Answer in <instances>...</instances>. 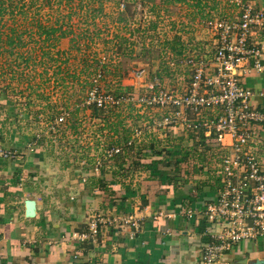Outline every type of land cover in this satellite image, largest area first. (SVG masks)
Masks as SVG:
<instances>
[{
  "label": "crops",
  "instance_id": "1",
  "mask_svg": "<svg viewBox=\"0 0 264 264\" xmlns=\"http://www.w3.org/2000/svg\"><path fill=\"white\" fill-rule=\"evenodd\" d=\"M160 1L144 0L153 13L149 22L155 29H148L149 40L142 41L146 52L159 54L158 60L166 59L163 50L167 49V78L176 77L167 79V84L180 88L179 69L170 63L191 43L200 46L211 39L205 31L189 32L197 16L188 1L167 7L165 15ZM200 1L205 12L223 9L221 0ZM255 2L257 8L264 6V0ZM141 64L138 69L149 66ZM153 68L154 74L164 70ZM244 85L254 93L253 106L264 109V97L259 95L264 92V75L253 73ZM137 112L144 115L145 111ZM148 115L142 117L145 126L159 119L149 117L151 122ZM185 117L178 122L194 118L189 112ZM15 128L7 139L0 136V149L14 154L9 160L0 159V264H202L207 238L200 210L217 191L209 159L218 153L217 144L206 140L202 129L171 127L162 136L153 127L156 133L142 136L167 147L139 143L126 158L106 163L107 168L97 167L92 157L88 158L92 163L64 168L48 158L43 143ZM261 134L259 156L264 167V128ZM190 209L195 211L192 218L185 213ZM93 221L99 222L98 235L80 239L90 234ZM261 261L264 241L246 240L225 251L215 264Z\"/></svg>",
  "mask_w": 264,
  "mask_h": 264
},
{
  "label": "rangeland",
  "instance_id": "2",
  "mask_svg": "<svg viewBox=\"0 0 264 264\" xmlns=\"http://www.w3.org/2000/svg\"><path fill=\"white\" fill-rule=\"evenodd\" d=\"M187 1L189 5L196 3ZM82 3L54 0L50 8L45 2L37 3L38 8L44 6L37 8V21L54 27L65 21L64 27L69 28L70 34L58 41L40 37L30 18L11 19L7 15L0 20V136L7 139L14 127L18 133H29L44 144L48 158L64 168L86 161L92 163L89 157L97 161V167L107 168L106 163L118 162L127 153H133L139 143L145 147L155 144L157 148L167 147V143H150L142 136L150 131L156 133L154 128L162 136L167 134V127L158 126L165 110L153 111L138 105L134 108L135 101L154 93L147 87L155 85L156 77L162 78L165 91L167 79L176 78H167V61L158 60V53L151 55L145 51L146 43L142 40L149 37L145 36L148 30L143 31L142 27L146 28L148 23H143L142 16L144 11L152 16L153 13L144 0H82ZM160 3L165 8L164 15L169 14L167 7L178 4L176 0ZM121 4H125L124 9ZM30 13L35 10L28 16ZM10 29L27 34L20 43L11 45L6 36ZM141 62L149 66L138 79L134 72L142 66ZM160 66L164 70L154 74L153 67ZM137 111L145 112L141 115ZM148 113L147 120L151 122L149 117L159 118L156 124L141 123ZM116 148L121 153L115 158L107 154ZM135 161L129 160L131 164H136Z\"/></svg>",
  "mask_w": 264,
  "mask_h": 264
},
{
  "label": "built area",
  "instance_id": "3",
  "mask_svg": "<svg viewBox=\"0 0 264 264\" xmlns=\"http://www.w3.org/2000/svg\"><path fill=\"white\" fill-rule=\"evenodd\" d=\"M221 3L222 10H206L204 17L196 15V29L190 31H205L211 43H191L170 63L179 69L182 86L167 84L165 91L162 78L156 77L155 85L147 87L154 93L134 102L145 109L167 111L159 127L182 126L192 132L202 129L206 140L217 144L218 153L209 159L217 191L200 210L207 238L202 264H215L225 251L243 241H264V167L259 156L264 109L253 106L254 93L244 85L251 74L264 75V6L257 8L255 0ZM144 12L142 21L148 26L142 29L148 30L152 15ZM163 52L167 61V49ZM144 73L145 69L139 68L134 75L141 79ZM259 95L264 97V92ZM186 112L194 118L185 125L178 120H185ZM120 153L116 148L107 154L114 157ZM13 156L0 149V159ZM193 212L190 209L185 213L192 218ZM89 231L79 238L96 237L99 222H91Z\"/></svg>",
  "mask_w": 264,
  "mask_h": 264
},
{
  "label": "trees",
  "instance_id": "4",
  "mask_svg": "<svg viewBox=\"0 0 264 264\" xmlns=\"http://www.w3.org/2000/svg\"><path fill=\"white\" fill-rule=\"evenodd\" d=\"M54 0H30L29 2H26V0H0V20H4V18H6L7 15H10V18H16L18 16H21L23 18H26V20H28V18H30L29 22H32V24L34 26H36L35 28L37 29V33L39 34L40 37L45 38V40L47 41H58L61 38H65L70 34V30L69 28L67 29V27H64L65 25V21L57 26H50V25H43L40 21H37V16L36 14L38 12L37 11V3L41 2H45L47 7H52ZM187 2V0H177V3H185ZM190 1H188L189 3ZM81 4L82 0H81ZM26 6L29 8V6H31L29 9H26ZM34 6L35 9L33 8ZM44 6H40L38 9L43 8ZM190 8H192L193 10H195L196 15L198 16H203L206 14L205 13V4H203L200 0H198L195 4L193 5H189ZM32 8V9H31ZM31 9V11H29ZM33 10H35V13H30V16H28L29 12H33ZM192 10V11H193ZM29 11V12H28ZM71 16V14H70ZM67 17V20L70 21L71 17ZM51 21V19L49 20ZM155 24H150L149 30H154L155 29ZM11 32L8 33L7 36V41L9 42V44L14 45L16 42L20 43L21 39L23 38V36L25 34H27L26 32L23 33H18L16 30L10 29ZM36 33V34H37ZM29 35H31V33H29ZM3 36V35H2ZM154 146L152 145L151 148H153ZM143 155H141L139 158H142ZM144 157H147L144 156Z\"/></svg>",
  "mask_w": 264,
  "mask_h": 264
},
{
  "label": "water",
  "instance_id": "5",
  "mask_svg": "<svg viewBox=\"0 0 264 264\" xmlns=\"http://www.w3.org/2000/svg\"><path fill=\"white\" fill-rule=\"evenodd\" d=\"M258 264H264V261L258 262Z\"/></svg>",
  "mask_w": 264,
  "mask_h": 264
}]
</instances>
